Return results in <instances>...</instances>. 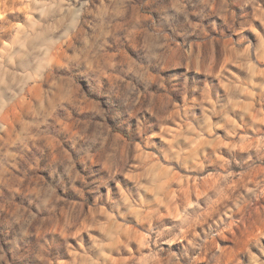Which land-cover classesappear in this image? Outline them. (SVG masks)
<instances>
[{
    "label": "rangeland",
    "instance_id": "rangeland-1",
    "mask_svg": "<svg viewBox=\"0 0 264 264\" xmlns=\"http://www.w3.org/2000/svg\"><path fill=\"white\" fill-rule=\"evenodd\" d=\"M0 264H264V0H0Z\"/></svg>",
    "mask_w": 264,
    "mask_h": 264
}]
</instances>
